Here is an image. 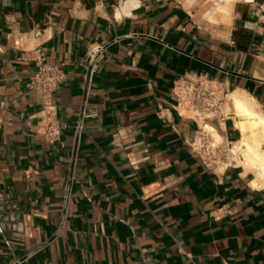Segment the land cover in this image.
<instances>
[{"label":"crops","instance_id":"0c3cea01","mask_svg":"<svg viewBox=\"0 0 264 264\" xmlns=\"http://www.w3.org/2000/svg\"><path fill=\"white\" fill-rule=\"evenodd\" d=\"M222 1L0 0V264H264V193L201 164L171 99L201 75L264 113V0L212 22ZM39 54L64 73L53 143Z\"/></svg>","mask_w":264,"mask_h":264},{"label":"built area","instance_id":"2783aa9c","mask_svg":"<svg viewBox=\"0 0 264 264\" xmlns=\"http://www.w3.org/2000/svg\"><path fill=\"white\" fill-rule=\"evenodd\" d=\"M94 60L95 51L87 57V63L91 69ZM63 80L62 69L48 63L44 54H39L35 59V72L27 88L37 95L40 114L44 122L43 135L49 143L56 142L60 136V126L56 120L53 104V92ZM228 93L229 91L223 85L194 74L179 77L171 87V99L175 103L174 110L179 116L187 117L196 124V134L189 143V148L201 164L212 172L235 168L233 156L229 154L234 141L223 137L224 141L214 146L212 138L204 132L207 125L218 132L217 128L220 129L231 119L226 112ZM261 191L264 193V190ZM3 213L4 209L0 206V217Z\"/></svg>","mask_w":264,"mask_h":264},{"label":"bare ground","instance_id":"6f19581e","mask_svg":"<svg viewBox=\"0 0 264 264\" xmlns=\"http://www.w3.org/2000/svg\"><path fill=\"white\" fill-rule=\"evenodd\" d=\"M193 1L185 0L184 4L190 6ZM237 1L247 0H223L214 9L211 21L228 24L233 5ZM226 112L239 134L237 141H234L229 149V154L235 161V168L243 170V176L250 175L248 185L252 189L264 190V113L252 97L238 90L228 93ZM204 132L212 138L214 146L224 141V135L222 137L211 126L207 125Z\"/></svg>","mask_w":264,"mask_h":264}]
</instances>
